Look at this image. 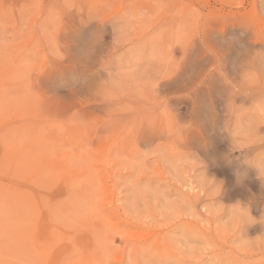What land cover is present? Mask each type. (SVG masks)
<instances>
[{
  "label": "rangeland",
  "instance_id": "rangeland-1",
  "mask_svg": "<svg viewBox=\"0 0 264 264\" xmlns=\"http://www.w3.org/2000/svg\"><path fill=\"white\" fill-rule=\"evenodd\" d=\"M261 109L264 0H0V264H264Z\"/></svg>",
  "mask_w": 264,
  "mask_h": 264
},
{
  "label": "clouds",
  "instance_id": "clouds-1",
  "mask_svg": "<svg viewBox=\"0 0 264 264\" xmlns=\"http://www.w3.org/2000/svg\"><path fill=\"white\" fill-rule=\"evenodd\" d=\"M261 114L264 115V109H261ZM264 178V177H262ZM238 179H239V176H238Z\"/></svg>",
  "mask_w": 264,
  "mask_h": 264
}]
</instances>
